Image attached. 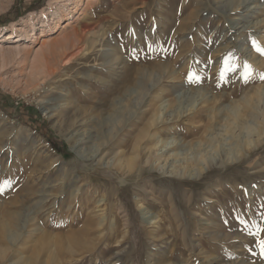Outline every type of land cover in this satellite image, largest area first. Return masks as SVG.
Masks as SVG:
<instances>
[{"label": "rangeland", "instance_id": "1", "mask_svg": "<svg viewBox=\"0 0 264 264\" xmlns=\"http://www.w3.org/2000/svg\"><path fill=\"white\" fill-rule=\"evenodd\" d=\"M61 5L0 0L24 39L0 37V264H264V0H81L56 19ZM36 54L53 73L32 72ZM235 105L259 136L230 130Z\"/></svg>", "mask_w": 264, "mask_h": 264}, {"label": "bare ground", "instance_id": "2", "mask_svg": "<svg viewBox=\"0 0 264 264\" xmlns=\"http://www.w3.org/2000/svg\"><path fill=\"white\" fill-rule=\"evenodd\" d=\"M62 1V5L58 8V10L57 11H55L54 12V15L56 16V19L58 18V17H60V15H61V13H62V11H66V10H68V7L69 6H72L71 7V11H73V13H76V10H77V6H78V4L81 2V0H61ZM56 2V1H55ZM42 14L44 13V11L42 10V12H41ZM14 26H15V24H11V27L12 28H14ZM42 27H45V24H43L42 25ZM87 30V29H86ZM8 30H7V28H0V37H2V36H4L5 35V33L7 32ZM43 32H44V29H42L41 30V34H40V37L41 36H43ZM8 36H6L5 35V39L2 41V42H4V43H20V42H22L24 39L22 38V36H17V37H14V36H12L11 34H7ZM33 36L35 35V34H32ZM61 40V39H60ZM63 41H68V38L66 37V38H64L63 39ZM56 44H57V42H56ZM67 45V44H66ZM35 59H34V61L32 62L33 64H31L32 65V72H40L41 70H43V71H46V72H48V73H51L52 71H51V67L50 66H48L49 64L46 62V59H45V57H44V55L43 54H36L35 55V57H34ZM48 60V59H47ZM49 61V60H48ZM38 65H39V68H38ZM38 68V69H37ZM51 71V72H50ZM41 73V72H40ZM53 73V72H52ZM38 78V77H37ZM125 83H127L126 85H124V87H123V91L122 92H127L126 93V95H132V94H136L137 96V98L140 100H142V98L145 96V94L148 92V90H149V88H148V85L146 84V83H144L142 80H139V81H136V80H132V79H130V78H126V82ZM131 88V89H130ZM178 99V98H177ZM214 99H216V98H214ZM213 99V100H214ZM208 100V99H207ZM206 99L204 100V102H206L207 101ZM212 100V101H213ZM182 101H184V100H182ZM181 100H176V110H177V112H176V114H175V118L176 117H179L180 115H181V113H183V110H182V108H183V104H184V102H182ZM194 101H195V99H193L192 97L191 98H189L188 99V106H190V105H194ZM211 100H210V102H212ZM216 101V100H215ZM196 102V101H195ZM209 102V101H208ZM245 103V105H248V102H244ZM170 105V104H169ZM169 107V106H168ZM194 107V106H193ZM192 107V108H193ZM196 107V106H195ZM238 107H240V106H238V105H235V106H231V107H229V106H227L226 108V110H227V116H226V118L227 119H230V121H229V124L230 125H232L231 126V128H230V130H232V131H234V130H239V135H241L242 137H244V138H247V137H249L251 134H257L258 136H259V134L262 132V128L261 127H253V126H251V125H249V124H247V121H246V119H244L243 117H242V114H241V111L239 110V108ZM242 107V106H241ZM191 108V107H190ZM249 108H251L252 110H255L256 109V106L255 107H253L252 105H249ZM242 109L244 110V109H247L246 108V106H244V107H242ZM241 109V110H242ZM242 110V111H243ZM240 111V112H239ZM256 111V110H255ZM244 112V111H243ZM254 113V112H253ZM253 113H248L245 117L246 118H248V119H251V120H253V119H257V117H256V115L255 114H253ZM155 114V113H154ZM246 114V113H245ZM124 115V114H123ZM153 116H155V115H153ZM172 116V115H171ZM258 116V115H257ZM118 117H120V115L118 116ZM253 118V119H252ZM174 119V118H173ZM247 119V120H248ZM255 119V120H256ZM254 120V122H253V124L255 125V123H256V121ZM156 122V120L154 119L152 122H151V124L152 123H155ZM151 124H147L148 126L147 127H143L140 131H139V133H138V135H137V137H136V142H140V141H142L143 139H145L146 138V136L148 135V133H149V129L148 128H150V126H151ZM161 145H164V146H166L167 145V143H164V142H162L161 143ZM242 147H243V145H242V143L241 142H239V141H235L234 143H233V145H232V148L230 147L229 148V155H233V154H237L240 150H242ZM136 147L134 146V148H132V151L135 149ZM189 150L191 151V154H192V156H191V158H189V160H191V161H195L196 159H197V155H198V153H197V151L196 150H193L192 149V144H191V147L189 148ZM135 151V150H134ZM136 157V156H135ZM151 158V157H150ZM152 160V159H151ZM209 161H211V159H208ZM208 161V162H209ZM125 165L127 166V168H128V170H132L133 168H135V165L137 166V163H136V161H135V158H131V159H129L126 163H125ZM84 229V227H82L81 228V230H82V232L84 231H86V230H83ZM84 232L83 233H81V236H83L82 234H84ZM90 231L87 229V232L85 233V234H88ZM73 236L74 237H70V241H72V242H74V244L76 243V242H78L79 244H84V242H85V238H83V240L82 239H80L79 237L80 236H75L74 234H73ZM94 242V241H93ZM87 243V242H86ZM85 243V244H86ZM77 244V243H76ZM81 244V245H82ZM89 244V243H88ZM88 247V246H87ZM91 250V249H90ZM88 251H89V249H88ZM86 252H87V250H86Z\"/></svg>", "mask_w": 264, "mask_h": 264}, {"label": "snow or ice", "instance_id": "3", "mask_svg": "<svg viewBox=\"0 0 264 264\" xmlns=\"http://www.w3.org/2000/svg\"><path fill=\"white\" fill-rule=\"evenodd\" d=\"M252 46H253V48H255V50H256L257 52H259L262 56H264V50L260 49V48L257 46V44H256L255 41L252 42ZM243 69H244V71L241 73L240 79H241V81H242L243 83L246 84V83H248V82L250 81V79H251L253 73H252V71H251L250 66H249L247 63H245V64L243 65ZM233 71H235V65L233 66ZM259 78H260L261 80H264V74H262ZM220 79H223V76H222V75H221ZM187 81H188V83H193V82H195V83H199V82H200V77H198V76H194L192 73H189L188 78H187ZM240 223H241V225L245 228V231L247 232V234H248L249 236L253 235L251 227H249V226L245 223V221H244L243 219H241ZM259 234H260V229H259V227L257 226V228H256V232H255V235H256V236H259ZM259 245H260V249H261V255L264 256V241H260V242H259Z\"/></svg>", "mask_w": 264, "mask_h": 264}, {"label": "trees", "instance_id": "4", "mask_svg": "<svg viewBox=\"0 0 264 264\" xmlns=\"http://www.w3.org/2000/svg\"><path fill=\"white\" fill-rule=\"evenodd\" d=\"M52 148L54 151H56L58 154H61L64 157L69 156V154L66 152L64 145H58L56 143H52Z\"/></svg>", "mask_w": 264, "mask_h": 264}]
</instances>
